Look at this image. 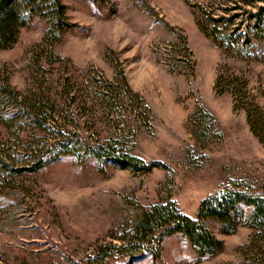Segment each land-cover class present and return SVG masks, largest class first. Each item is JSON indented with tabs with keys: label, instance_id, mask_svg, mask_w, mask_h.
Segmentation results:
<instances>
[{
	"label": "rangeland",
	"instance_id": "1",
	"mask_svg": "<svg viewBox=\"0 0 264 264\" xmlns=\"http://www.w3.org/2000/svg\"><path fill=\"white\" fill-rule=\"evenodd\" d=\"M211 1L63 0L74 28L56 53L69 63L45 65L50 72L39 80L49 78L57 87L71 76L85 84L97 74L113 80L122 69L152 111L153 129L139 130L134 153L169 169L134 175L108 168L104 175L93 162L79 165L64 156L36 173L16 177L14 184L0 186V264H87L88 255L100 245L119 243L141 208L166 200L170 189L180 210L193 218L204 198L234 182L238 189L264 195V145L250 130L245 113L233 109L231 95L214 91L221 64L245 72L258 87L264 62L228 58L201 32L192 7ZM45 32V22L36 19L12 49H0V73L21 92L34 86L30 50ZM179 34L187 37L197 64L192 77L171 74L165 64L166 47ZM178 66L186 70L185 63ZM199 107L216 121L205 140L196 137L190 121ZM95 127L87 129L91 137L107 130ZM0 136L7 139L1 127ZM9 153L17 160L20 151ZM208 225L225 243L216 257L198 260L190 242L175 234L163 241L157 261L112 258L107 264H241L238 249L248 244L252 231L241 226L224 235L217 223Z\"/></svg>",
	"mask_w": 264,
	"mask_h": 264
},
{
	"label": "trees",
	"instance_id": "2",
	"mask_svg": "<svg viewBox=\"0 0 264 264\" xmlns=\"http://www.w3.org/2000/svg\"><path fill=\"white\" fill-rule=\"evenodd\" d=\"M260 2L263 4L258 5ZM208 6L192 7L201 32L228 58L264 62V0H212ZM36 19L45 22L46 32L30 50L34 86L21 92L0 73V127L9 140L0 136V186L12 185L16 177L36 173L64 156L79 165L93 162L104 175L108 168L128 170L134 175L168 170L165 163L146 162L134 153L139 130L149 133L153 129L152 111L132 89L122 69H117L113 80L97 74L85 84L71 76L57 87L49 78L39 80V75L50 72L45 65L68 61L56 53L57 46L74 28L63 0H0V49H12L22 30ZM165 56L171 74L195 75L197 64L185 35L179 34L167 45ZM181 62L185 63V71L179 69ZM259 82L253 87L245 72L224 63L218 68L214 91L231 95L233 109L245 113L250 130L264 145V78ZM190 121L200 140L215 130V118L202 107L190 116ZM137 123L141 125L135 127ZM99 124L107 130L96 137L88 135L87 129ZM10 149L20 151L17 160ZM235 184L222 186L204 198L196 218L180 210L170 189L166 200L141 208L135 223L123 230L119 243L98 246L85 262L107 264L112 258L157 261L163 241L175 234L190 242L198 260L213 258L224 252L225 243L209 228L212 221L224 235L248 227L252 231L250 240L238 249L241 264H264V195L238 189Z\"/></svg>",
	"mask_w": 264,
	"mask_h": 264
}]
</instances>
